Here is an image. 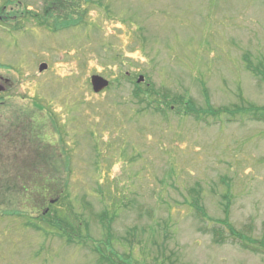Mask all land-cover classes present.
<instances>
[{"label": "rangeland", "instance_id": "obj_1", "mask_svg": "<svg viewBox=\"0 0 264 264\" xmlns=\"http://www.w3.org/2000/svg\"><path fill=\"white\" fill-rule=\"evenodd\" d=\"M94 1L0 23V264H264V0Z\"/></svg>", "mask_w": 264, "mask_h": 264}, {"label": "flooded vegetation", "instance_id": "obj_2", "mask_svg": "<svg viewBox=\"0 0 264 264\" xmlns=\"http://www.w3.org/2000/svg\"><path fill=\"white\" fill-rule=\"evenodd\" d=\"M88 2L89 0H43L39 12L35 10L33 3L29 0H16V9L14 5L10 6L8 3L0 5V23L10 24L15 21V24H10L5 30L18 35L25 32L23 29L25 25L33 29L32 27L36 23L38 26L56 32L83 25L84 13L88 11L86 8ZM7 7L9 8L7 9ZM73 17L76 19L74 22ZM25 21L29 24H26Z\"/></svg>", "mask_w": 264, "mask_h": 264}, {"label": "trees", "instance_id": "obj_3", "mask_svg": "<svg viewBox=\"0 0 264 264\" xmlns=\"http://www.w3.org/2000/svg\"><path fill=\"white\" fill-rule=\"evenodd\" d=\"M93 2V1H92ZM81 19L82 17L79 16ZM76 19L73 17V22L75 21ZM150 88L149 90L146 89V90H142L141 93L143 94L142 96L137 95V98H139L138 100H140V102H147V104H151L153 102V100H149L150 102L147 101V98L149 96H151L153 98V95L150 93ZM140 92V90L138 91ZM137 92V94H138ZM135 95V94H134ZM166 105L168 104L167 103V100L166 98L163 97V100H162ZM174 104V103H173ZM170 105V104H169ZM251 105H249L250 107ZM258 110V111H257ZM254 120H261V119H264V107H261V108H257L255 113H254V116H253ZM47 179L45 180H42L40 183H37V182H34V185H32L31 187V198H34L35 196H39V197H42L43 199H48L50 197L51 194H53V190L51 188H49V185L47 184ZM25 192H28V191H31L28 189V187L24 188ZM228 232H229V236H231L232 238H235L238 242V244L245 250H248L252 253H264V235H262L260 238H252L250 236H244V237H241V236H238V234L235 232V228L230 224V223H227L226 224ZM237 235L236 237H233ZM224 235L222 234V237ZM221 237V238H222ZM239 238H241L239 240Z\"/></svg>", "mask_w": 264, "mask_h": 264}, {"label": "water", "instance_id": "obj_4", "mask_svg": "<svg viewBox=\"0 0 264 264\" xmlns=\"http://www.w3.org/2000/svg\"><path fill=\"white\" fill-rule=\"evenodd\" d=\"M46 67L47 65L45 63H41L39 65V71L46 69ZM142 80H143V77L140 76L138 81H142ZM90 82H91V86L94 92H99L108 86V81L99 75H92L90 78Z\"/></svg>", "mask_w": 264, "mask_h": 264}]
</instances>
